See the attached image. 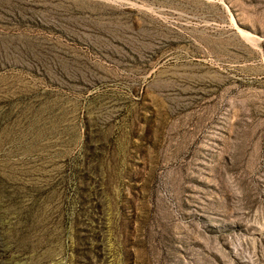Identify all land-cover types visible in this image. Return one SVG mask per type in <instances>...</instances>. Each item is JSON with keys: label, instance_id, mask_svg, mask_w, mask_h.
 <instances>
[{"label": "rangeland", "instance_id": "obj_1", "mask_svg": "<svg viewBox=\"0 0 264 264\" xmlns=\"http://www.w3.org/2000/svg\"><path fill=\"white\" fill-rule=\"evenodd\" d=\"M0 264H264V0H0Z\"/></svg>", "mask_w": 264, "mask_h": 264}]
</instances>
